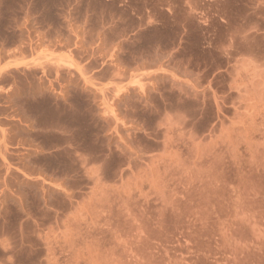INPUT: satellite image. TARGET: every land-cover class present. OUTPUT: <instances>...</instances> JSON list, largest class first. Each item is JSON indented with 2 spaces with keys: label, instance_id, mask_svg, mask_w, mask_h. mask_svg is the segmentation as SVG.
Segmentation results:
<instances>
[{
  "label": "rangeland",
  "instance_id": "1",
  "mask_svg": "<svg viewBox=\"0 0 264 264\" xmlns=\"http://www.w3.org/2000/svg\"><path fill=\"white\" fill-rule=\"evenodd\" d=\"M0 264H264V0H0Z\"/></svg>",
  "mask_w": 264,
  "mask_h": 264
},
{
  "label": "crops",
  "instance_id": "2",
  "mask_svg": "<svg viewBox=\"0 0 264 264\" xmlns=\"http://www.w3.org/2000/svg\"><path fill=\"white\" fill-rule=\"evenodd\" d=\"M2 120H3V117L0 116V139H1V135L3 133V130H5L3 127H2Z\"/></svg>",
  "mask_w": 264,
  "mask_h": 264
}]
</instances>
